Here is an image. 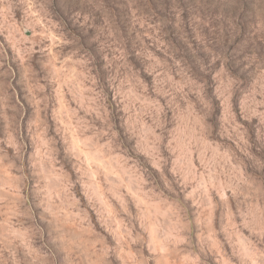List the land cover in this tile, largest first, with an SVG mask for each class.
I'll return each mask as SVG.
<instances>
[{
    "label": "rangeland",
    "instance_id": "rangeland-1",
    "mask_svg": "<svg viewBox=\"0 0 264 264\" xmlns=\"http://www.w3.org/2000/svg\"><path fill=\"white\" fill-rule=\"evenodd\" d=\"M0 264H264V0H0Z\"/></svg>",
    "mask_w": 264,
    "mask_h": 264
}]
</instances>
